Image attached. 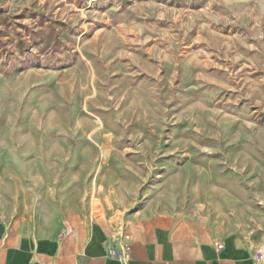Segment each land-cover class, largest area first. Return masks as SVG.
<instances>
[{"label":"rangeland","instance_id":"374dc122","mask_svg":"<svg viewBox=\"0 0 264 264\" xmlns=\"http://www.w3.org/2000/svg\"><path fill=\"white\" fill-rule=\"evenodd\" d=\"M58 197L264 248V0H0V203Z\"/></svg>","mask_w":264,"mask_h":264},{"label":"crops","instance_id":"0c3cea01","mask_svg":"<svg viewBox=\"0 0 264 264\" xmlns=\"http://www.w3.org/2000/svg\"><path fill=\"white\" fill-rule=\"evenodd\" d=\"M24 194L21 202L34 201L31 191ZM45 195L56 199L51 191ZM59 199L53 208L36 212L27 205L17 211L0 203V264H124L109 255L110 249H121L123 230L132 246L126 264H264L262 243L238 231L218 232L171 209L146 204L130 216L133 225L127 228L114 216L94 219L84 206L72 205V200L64 206ZM66 222L74 229L71 235ZM217 243L223 247L218 249Z\"/></svg>","mask_w":264,"mask_h":264},{"label":"built area","instance_id":"2783aa9c","mask_svg":"<svg viewBox=\"0 0 264 264\" xmlns=\"http://www.w3.org/2000/svg\"><path fill=\"white\" fill-rule=\"evenodd\" d=\"M66 233L71 235L74 233L72 225L67 222L66 224ZM121 241V249L113 248L109 250V255L114 258H118L124 264L128 263L132 256V246H131V236L126 231H122L119 236ZM223 244L217 243V248L221 249Z\"/></svg>","mask_w":264,"mask_h":264}]
</instances>
